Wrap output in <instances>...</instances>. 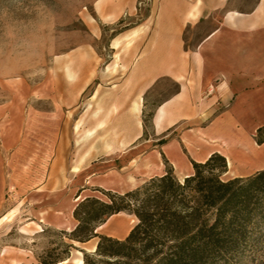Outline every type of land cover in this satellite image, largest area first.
Segmentation results:
<instances>
[{
	"label": "rangeland",
	"instance_id": "374dc122",
	"mask_svg": "<svg viewBox=\"0 0 264 264\" xmlns=\"http://www.w3.org/2000/svg\"><path fill=\"white\" fill-rule=\"evenodd\" d=\"M109 2L120 13L112 21ZM253 2L229 0L228 7L245 11ZM154 18L153 0H0V264H41L40 258L63 257L67 260L60 264H79L84 253L94 254L89 249L98 237L85 242L68 237L77 224L76 204L85 196L108 200L107 190L122 194L144 182L130 187L140 180L124 166L132 155L157 144L152 111L177 90L172 79H160L146 93L143 112H62L60 102L72 97L66 81L74 80L81 62L98 76L93 87H106L114 70L106 71L115 59L111 39ZM206 29L188 28L187 45ZM240 121L257 144L255 131L264 119ZM140 132L134 145H143L120 155L117 149ZM257 145L264 162V145ZM90 175L92 182L86 183ZM135 222L134 215L121 211L95 231L117 238ZM65 244L71 245L66 249ZM240 264H264V253Z\"/></svg>",
	"mask_w": 264,
	"mask_h": 264
},
{
	"label": "crops",
	"instance_id": "0c3cea01",
	"mask_svg": "<svg viewBox=\"0 0 264 264\" xmlns=\"http://www.w3.org/2000/svg\"><path fill=\"white\" fill-rule=\"evenodd\" d=\"M112 5L109 2V21L120 17ZM228 5L229 0H153L151 24L141 23L111 39L115 59L107 63L106 71L114 70L109 72L106 87L101 83L93 87L98 76L89 71L91 67H82V62L74 80L66 81L73 95L61 99L62 112L111 115L143 112L146 93L162 78L177 84V90L153 108L157 144L132 155L124 166L133 169L140 180L130 187L162 175L166 164L183 180L193 173L191 160L203 161L213 152L230 162V177L264 168L256 148L259 145L240 121L246 116L264 119V0H254L245 11ZM216 13L219 16L213 23ZM201 25L208 29L190 47L184 33ZM115 40H119L117 46ZM101 93L104 95L99 97ZM141 137L142 132L118 148L120 155L141 147L142 143L134 145ZM91 182L90 175L86 183Z\"/></svg>",
	"mask_w": 264,
	"mask_h": 264
},
{
	"label": "trees",
	"instance_id": "16d2710c",
	"mask_svg": "<svg viewBox=\"0 0 264 264\" xmlns=\"http://www.w3.org/2000/svg\"><path fill=\"white\" fill-rule=\"evenodd\" d=\"M254 139L264 142V124L256 128ZM191 163L193 173L182 181L166 164L162 175L122 194L107 190L108 200L83 197L73 209L77 224L68 237L98 241L94 254L84 253L82 264H240L263 254L264 168L223 178L228 165L219 152ZM121 211L136 218L123 239L95 232ZM66 258H40V263Z\"/></svg>",
	"mask_w": 264,
	"mask_h": 264
},
{
	"label": "bare ground",
	"instance_id": "6f19581e",
	"mask_svg": "<svg viewBox=\"0 0 264 264\" xmlns=\"http://www.w3.org/2000/svg\"><path fill=\"white\" fill-rule=\"evenodd\" d=\"M118 44V41H115V43H114V45H117ZM70 76H72L71 75V73L69 74ZM227 160V159H226ZM228 162V165L230 164V162L229 161H227ZM181 181H182V179H180ZM131 181H133V178H131ZM92 250H93V248H92ZM95 250V249H94ZM62 262H64V261H62ZM82 263V260H79V264H81Z\"/></svg>",
	"mask_w": 264,
	"mask_h": 264
},
{
	"label": "water",
	"instance_id": "95a60500",
	"mask_svg": "<svg viewBox=\"0 0 264 264\" xmlns=\"http://www.w3.org/2000/svg\"><path fill=\"white\" fill-rule=\"evenodd\" d=\"M96 232V231H95Z\"/></svg>",
	"mask_w": 264,
	"mask_h": 264
}]
</instances>
